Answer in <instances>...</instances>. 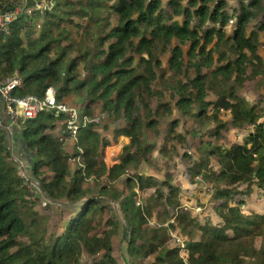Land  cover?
<instances>
[{
	"label": "trees",
	"instance_id": "trees-1",
	"mask_svg": "<svg viewBox=\"0 0 264 264\" xmlns=\"http://www.w3.org/2000/svg\"><path fill=\"white\" fill-rule=\"evenodd\" d=\"M0 3L33 11L0 32L12 96L105 118L76 142L53 112L13 133L34 194L0 127V264H264V0Z\"/></svg>",
	"mask_w": 264,
	"mask_h": 264
},
{
	"label": "built area",
	"instance_id": "built-area-1",
	"mask_svg": "<svg viewBox=\"0 0 264 264\" xmlns=\"http://www.w3.org/2000/svg\"><path fill=\"white\" fill-rule=\"evenodd\" d=\"M36 8L39 9L40 14H44V11L49 8V5L43 1L41 4L38 3ZM32 13V9H28L24 5H15L13 10H9L8 8H4L0 3V32H8L11 24L21 14L31 15ZM22 82V77L17 72L5 80H0V102L3 104V109H0V127L6 132L10 146H12L11 144L13 142L12 128H20V126L26 125L28 121L37 118L41 113L53 112L55 117H61V114L65 116V119L61 120V124L64 122V125L68 127L71 135H75L78 131L81 121H84V123L89 122L90 118L81 117L78 110H72L66 104L57 102L56 92L51 87L47 89L43 98L36 96H26L24 98L13 97L12 92L21 87ZM1 114L6 118L7 126L4 125ZM81 124L83 125V123ZM16 161L18 162V159ZM18 163L20 164L22 176L25 179L27 187L34 194L33 190L38 189L37 183L29 176L27 172L28 168L24 164ZM183 247L185 246L183 245Z\"/></svg>",
	"mask_w": 264,
	"mask_h": 264
},
{
	"label": "rangeland",
	"instance_id": "rangeland-1",
	"mask_svg": "<svg viewBox=\"0 0 264 264\" xmlns=\"http://www.w3.org/2000/svg\"><path fill=\"white\" fill-rule=\"evenodd\" d=\"M27 1V0H25ZM231 4L234 3V1L230 2ZM170 54H168L165 58H164V61L166 62L169 58ZM64 102H66L67 105H69V108H71L72 110H78L79 111V101L77 98H74V99H71L70 101L69 100H64ZM80 112V111H79ZM105 121V118H101L98 114H96L95 116H93L92 118H90L89 122H86L84 123V121H81L79 124L83 123V126H87L88 124H92V123H104ZM65 127V126H63ZM14 128H17V127H13L12 129L14 130ZM61 129V128H60ZM18 130V128H17ZM62 130V129H61ZM57 132V131H56ZM77 132L75 133V135H71V137L74 139V141L76 142V139H75V136H76ZM124 137H121L120 139V142L118 143L119 146H117V150L113 151L112 153H108L109 155L112 154V156H114V154L116 155L117 152L120 150L121 151V148L124 144H128L129 143V140L125 143L124 141ZM14 143V144H13ZM12 146V150L14 149V152H13V156H14V159H18V161L21 163V164H24V166L26 168H28V163H26V160L29 161V157L33 155H31L27 149L25 148V144H24V141L23 139H18L17 142L16 140L12 142L11 144ZM16 145V146H15ZM114 145V144H113ZM66 148L71 152V153H74L75 151V147L73 145V143L71 141H69L68 143H66ZM108 151V149L106 150ZM119 151V153H120ZM16 157V158H15ZM16 159V160H17ZM106 163L109 165V166H113L114 164H116L114 162V158H106ZM182 190H183V194H184V197L185 199L187 200H192V203L195 202V200H199L201 197H204L206 198V196L203 194V191L200 190V187L198 185L196 186H188L186 183H184L183 181V187H182ZM200 191V192H199ZM198 196V197H197ZM184 199V200H185ZM33 201V200H32ZM186 201V200H185ZM43 205H46L45 202L42 203ZM187 206V204H186ZM58 208H56L57 210ZM71 209V208H70ZM64 211V212H68V209H67V206H62L61 207V211ZM57 212L53 211L52 214H53V219L51 221V224H50V228H52V225H55V220L58 218L55 214Z\"/></svg>",
	"mask_w": 264,
	"mask_h": 264
},
{
	"label": "crops",
	"instance_id": "crops-1",
	"mask_svg": "<svg viewBox=\"0 0 264 264\" xmlns=\"http://www.w3.org/2000/svg\"><path fill=\"white\" fill-rule=\"evenodd\" d=\"M0 109L1 110L3 109V104L1 102H0ZM1 115H2V119H3L4 125L7 126L8 123H7L6 118L3 116V114H1ZM14 132H16L18 134V136H19V133L17 132V128H14L13 133ZM15 140H16V138H15ZM15 140L13 139V141H15ZM128 140H129L128 138H125L124 137V140L123 141L126 143ZM115 146H119V145L118 144H115V143H112L111 146L108 148V151H106V155H107V158H114V162L116 163L117 162V157H118V154H119V151L120 150L117 152L116 155L114 154V156H112V154H110V155L108 154V153H112L114 151V147Z\"/></svg>",
	"mask_w": 264,
	"mask_h": 264
},
{
	"label": "water",
	"instance_id": "water-1",
	"mask_svg": "<svg viewBox=\"0 0 264 264\" xmlns=\"http://www.w3.org/2000/svg\"><path fill=\"white\" fill-rule=\"evenodd\" d=\"M19 129V128H18ZM10 150H12V147H10ZM19 162V161H18ZM28 168H29V166H28ZM40 190V189H39Z\"/></svg>",
	"mask_w": 264,
	"mask_h": 264
}]
</instances>
